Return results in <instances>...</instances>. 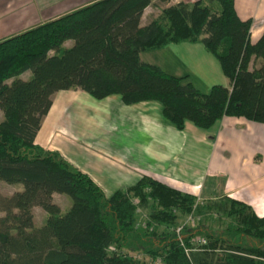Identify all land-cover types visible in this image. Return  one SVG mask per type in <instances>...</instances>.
<instances>
[{
    "label": "trees",
    "instance_id": "1",
    "mask_svg": "<svg viewBox=\"0 0 264 264\" xmlns=\"http://www.w3.org/2000/svg\"><path fill=\"white\" fill-rule=\"evenodd\" d=\"M151 1L94 0L0 40V180L21 185L0 194V264H264V216L243 201L222 195L198 202L150 176L105 196L56 150L33 142L52 94L65 89L94 99L118 95L123 104L156 101L177 130L185 121L208 129L223 116L264 123V25L251 43V19L237 16L233 0L176 1L141 25ZM182 42L201 44L228 85L202 92L185 75L139 59ZM252 58L259 62L249 68ZM52 193L70 198L67 209ZM35 206L45 213L38 226ZM135 207L145 211L143 229L134 223ZM189 213L228 221L219 231L183 225L175 233ZM193 237L205 243L194 248ZM133 240L150 262L120 251L135 249Z\"/></svg>",
    "mask_w": 264,
    "mask_h": 264
},
{
    "label": "crops",
    "instance_id": "2",
    "mask_svg": "<svg viewBox=\"0 0 264 264\" xmlns=\"http://www.w3.org/2000/svg\"><path fill=\"white\" fill-rule=\"evenodd\" d=\"M92 1L0 0V40ZM233 7L240 19H251L249 40L253 43L264 25V0H233ZM146 8L141 25L155 17L143 20ZM163 49H184L198 66L202 61L212 63L199 43L168 44L156 50ZM142 53L139 59L146 62ZM258 62L252 58L249 68ZM179 75L189 79L185 72ZM33 142L56 150L86 173L105 196L150 175L169 186L198 193L201 201L230 196L264 216V123L223 116L208 129L185 121L177 130L163 118L156 101L123 104L118 95L94 99L79 89H65L52 94ZM242 241L263 244L249 237Z\"/></svg>",
    "mask_w": 264,
    "mask_h": 264
},
{
    "label": "rangeland",
    "instance_id": "3",
    "mask_svg": "<svg viewBox=\"0 0 264 264\" xmlns=\"http://www.w3.org/2000/svg\"><path fill=\"white\" fill-rule=\"evenodd\" d=\"M176 1H183L189 4L194 0H169V2L167 3H160L158 0H152L151 3L147 6V8L144 10L143 20L148 18L149 16H153L154 14L156 16L159 13L161 7L171 3H175ZM203 3L206 4V0H203ZM69 44L70 41H66L61 45V47H66ZM173 55H175V58H173ZM206 55L210 57V59H212V63L209 61H202V63H200V66H198L196 63L192 61V59H190V53H188V51L184 49L182 50L175 49L172 52L168 51L167 49H163L160 51L159 50L146 51L143 52L140 56L146 62L160 64L162 66L160 68H162V70H164L169 74L170 72L173 73L172 75L176 74V76H180L179 74H182L184 72L189 74V79L185 78V81L190 80L191 82H193L195 88H197L202 92H206L212 84H222L225 86L227 84L226 78L221 73L217 61L209 53L206 52ZM168 59L169 61H167ZM28 75L29 73L25 72L21 75V77L25 79L28 77ZM0 118H1V111H0ZM119 142H123V139H121ZM142 176H150V175H142ZM19 189H21V185L19 183L9 184L0 180L1 195H9L13 191ZM197 194H194L196 197L195 201L200 202L201 200L198 199V197L196 196ZM52 201L56 205H58V207L62 211H64L69 206L71 200L65 194L52 193ZM137 202L138 200L136 198H133L132 204L136 205ZM135 213L136 215H135L134 223L135 225H137L136 227H138L139 229H143L144 222L146 221L145 211L138 207H135ZM32 214H33V223L36 226L42 224L45 217L44 211L41 208L35 206L34 208H32ZM227 221H228L227 219L216 216H212L211 218H207L206 216H199V217L197 216V219L195 220L193 215L190 214L189 216L187 215L182 221L180 220L179 224L173 227V231L175 233L178 232L180 233V231L177 232V229L181 228L183 225H187V227L193 229L196 225H198L199 227L208 226L215 231H219L224 229L225 223H227ZM135 242L136 241H134V243ZM135 247H136L135 249L122 247L120 248V251L132 255L136 259L150 262L149 257L142 252L139 244L135 243ZM152 264H160V262L154 261L152 262Z\"/></svg>",
    "mask_w": 264,
    "mask_h": 264
},
{
    "label": "built area",
    "instance_id": "4",
    "mask_svg": "<svg viewBox=\"0 0 264 264\" xmlns=\"http://www.w3.org/2000/svg\"><path fill=\"white\" fill-rule=\"evenodd\" d=\"M190 215V213L188 214V216ZM180 231V228L177 229V232ZM179 233V232H178ZM191 244L192 246L195 248V247H198L200 245H202L203 243H205V240L203 238H200V237H193L191 238Z\"/></svg>",
    "mask_w": 264,
    "mask_h": 264
}]
</instances>
